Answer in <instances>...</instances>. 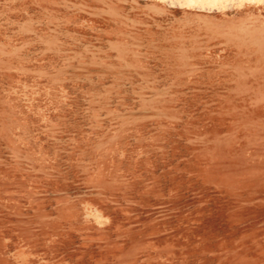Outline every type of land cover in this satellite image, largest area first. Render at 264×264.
<instances>
[{
  "label": "rangeland",
  "instance_id": "rangeland-1",
  "mask_svg": "<svg viewBox=\"0 0 264 264\" xmlns=\"http://www.w3.org/2000/svg\"><path fill=\"white\" fill-rule=\"evenodd\" d=\"M0 264H264V0H0Z\"/></svg>",
  "mask_w": 264,
  "mask_h": 264
}]
</instances>
